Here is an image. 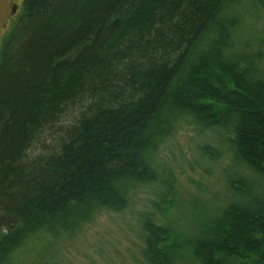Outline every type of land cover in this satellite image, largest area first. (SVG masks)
I'll list each match as a JSON object with an SVG mask.
<instances>
[{"label":"trees","instance_id":"obj_1","mask_svg":"<svg viewBox=\"0 0 264 264\" xmlns=\"http://www.w3.org/2000/svg\"><path fill=\"white\" fill-rule=\"evenodd\" d=\"M263 1L23 0L0 37V264L147 185L145 264H264V48L237 44ZM186 127L242 170L190 236L160 214Z\"/></svg>","mask_w":264,"mask_h":264},{"label":"rangeland","instance_id":"obj_2","mask_svg":"<svg viewBox=\"0 0 264 264\" xmlns=\"http://www.w3.org/2000/svg\"><path fill=\"white\" fill-rule=\"evenodd\" d=\"M3 1L0 0V4ZM1 10L0 24L6 20V14ZM250 17L251 20L245 21L238 32L237 44L243 50L256 51L264 48V1ZM204 141L194 133V129L186 127L165 143V149L159 155V161L167 166L166 174L173 181L168 188L171 193L166 196L175 198L167 211L165 203L162 207L159 203L160 214L165 223L187 236L196 231V223L205 218L213 207L229 199V175L242 171L232 165L225 154L215 162L201 156L197 146ZM162 190L159 185L140 186L127 209L102 212L73 234L38 240L18 253L20 258L17 263L145 264L140 253L142 238L138 221L143 213L153 211L154 201ZM213 198L220 202L213 204Z\"/></svg>","mask_w":264,"mask_h":264},{"label":"flooded vegetation","instance_id":"obj_3","mask_svg":"<svg viewBox=\"0 0 264 264\" xmlns=\"http://www.w3.org/2000/svg\"><path fill=\"white\" fill-rule=\"evenodd\" d=\"M22 3L23 0H5L2 4H0V8H2L1 12L3 11L4 14H6V20L0 24V37L4 33L5 29L9 27Z\"/></svg>","mask_w":264,"mask_h":264}]
</instances>
